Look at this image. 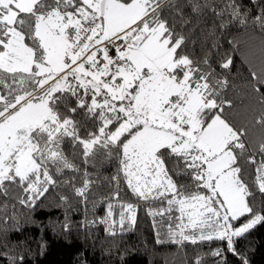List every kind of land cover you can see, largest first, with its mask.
I'll use <instances>...</instances> for the list:
<instances>
[{
    "label": "snow or ice",
    "instance_id": "6c2138e0",
    "mask_svg": "<svg viewBox=\"0 0 264 264\" xmlns=\"http://www.w3.org/2000/svg\"><path fill=\"white\" fill-rule=\"evenodd\" d=\"M241 32L260 37L261 68L250 71L259 109L237 123L227 114L237 107L229 77L234 53H244ZM105 164L115 165L103 178L112 187L97 198L92 188L103 182ZM62 185L86 212L92 196V217L77 224L89 234L102 224L115 238L136 224L145 202L157 244L209 245L190 264L206 256L229 264L227 253L251 264L238 244L264 225V0H0V257L7 264L32 254L26 241L8 236L23 227L17 208L34 211L53 191L67 204ZM65 220L70 230L67 213Z\"/></svg>",
    "mask_w": 264,
    "mask_h": 264
},
{
    "label": "trees",
    "instance_id": "16d2710c",
    "mask_svg": "<svg viewBox=\"0 0 264 264\" xmlns=\"http://www.w3.org/2000/svg\"><path fill=\"white\" fill-rule=\"evenodd\" d=\"M239 39L242 41L239 47L244 49V53H234V63L231 66L234 75L229 77L235 81L239 89L229 92L237 107L227 114L237 123L250 120L251 110L259 109V104L256 102L258 94L252 91L254 81L250 77V71L255 69L259 72L261 68L260 37L250 38L241 32ZM250 130L256 136L261 131L258 127H251ZM67 151L71 156V150ZM76 162H81L79 157H76ZM114 167V164H105L100 169V178L103 182L99 185L94 184L92 188L97 198L100 195H107L110 191L112 185L103 178L110 177ZM92 170L90 167V171ZM252 171L251 168L248 169L245 174L246 179H250ZM120 190L125 199H132L125 184H121ZM58 191L70 197L67 204H62L58 199L57 191H53L34 211L17 208L23 227L10 230L8 236L11 241H26L27 248L32 254H26L25 264H81L82 261H87V264H185L186 260L190 264L195 252L209 251L207 243L200 247L186 243L183 248L171 242L157 244L153 217L148 214L145 202H140V207L137 209L136 224L123 233L118 232L115 238L104 232L102 224L93 225L89 234L88 229L78 228L77 224L84 220L85 215L88 218L92 217V196H89L90 202L86 212L84 204L69 187L62 185ZM3 199L4 197L0 196V202ZM147 203L156 205V202L152 201ZM8 211L11 213V207ZM104 211L105 204L97 199L96 214L103 215ZM65 213H67V222L72 225L70 230L62 228L66 222ZM155 219L159 220V217ZM247 240L252 241L250 247ZM247 240L240 241L238 247L247 249L251 264H264V225H257ZM42 243H44L43 251L40 247ZM113 244L117 247L112 248L111 254L103 250L112 247ZM216 246V243L211 244V247ZM121 251L126 253L123 259H121ZM185 252L188 253L187 257L184 255ZM227 258L229 264H238V258L233 254L227 253ZM213 259L211 256L204 257L205 264H213ZM0 264H7L6 258L0 257Z\"/></svg>",
    "mask_w": 264,
    "mask_h": 264
}]
</instances>
